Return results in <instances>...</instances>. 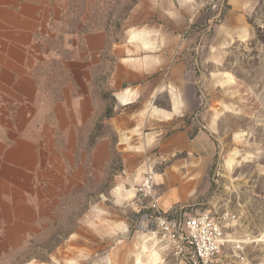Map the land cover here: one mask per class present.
Returning <instances> with one entry per match:
<instances>
[{
	"label": "rangeland",
	"instance_id": "obj_1",
	"mask_svg": "<svg viewBox=\"0 0 264 264\" xmlns=\"http://www.w3.org/2000/svg\"><path fill=\"white\" fill-rule=\"evenodd\" d=\"M29 1L0 0V264H179L144 223L153 198L178 214L231 211L250 234V264H264V0L247 17L252 39L221 63L200 69L187 51L218 120L210 160L145 148L152 127L127 141L113 126L116 59L87 55L83 36L105 29L123 41L144 0ZM187 1L201 6L186 33L200 48L227 0ZM183 127L205 131L186 117L161 135Z\"/></svg>",
	"mask_w": 264,
	"mask_h": 264
},
{
	"label": "crops",
	"instance_id": "obj_2",
	"mask_svg": "<svg viewBox=\"0 0 264 264\" xmlns=\"http://www.w3.org/2000/svg\"><path fill=\"white\" fill-rule=\"evenodd\" d=\"M29 2L35 8L36 1ZM255 2L227 0L228 9L221 23L213 29L208 43L200 48H192L197 39L194 34L187 37L186 33L196 18V11L201 14V6H193L187 0L135 3L125 20L123 41L113 40L105 29L85 33L83 43L87 55L96 54L100 58L108 53L116 59L109 82L116 101L111 120L117 134L128 141L129 134L133 136L135 131L152 127L155 132L144 137L145 148L161 144V149L167 152H187L212 159L216 146L209 134L216 132L218 120L203 110V99L198 96L201 81L198 65L192 63L196 57L194 52L200 56V69L206 70L209 65L221 63L235 44L250 41L252 33L247 17ZM188 50L194 52L187 53ZM186 117L203 123L206 132L190 138V127H183L171 137L161 135L162 128Z\"/></svg>",
	"mask_w": 264,
	"mask_h": 264
},
{
	"label": "built area",
	"instance_id": "obj_3",
	"mask_svg": "<svg viewBox=\"0 0 264 264\" xmlns=\"http://www.w3.org/2000/svg\"><path fill=\"white\" fill-rule=\"evenodd\" d=\"M150 179L143 189L151 190ZM145 209L151 214L144 223L155 225L151 239L166 245L179 264H250V234L240 232L231 211L178 214L162 210L155 198Z\"/></svg>",
	"mask_w": 264,
	"mask_h": 264
},
{
	"label": "trees",
	"instance_id": "obj_4",
	"mask_svg": "<svg viewBox=\"0 0 264 264\" xmlns=\"http://www.w3.org/2000/svg\"><path fill=\"white\" fill-rule=\"evenodd\" d=\"M112 116H111V114L109 113V115H108V118H111Z\"/></svg>",
	"mask_w": 264,
	"mask_h": 264
},
{
	"label": "bare ground",
	"instance_id": "obj_5",
	"mask_svg": "<svg viewBox=\"0 0 264 264\" xmlns=\"http://www.w3.org/2000/svg\"><path fill=\"white\" fill-rule=\"evenodd\" d=\"M231 76V75H230ZM228 79V78H227ZM233 80V79H232Z\"/></svg>",
	"mask_w": 264,
	"mask_h": 264
}]
</instances>
